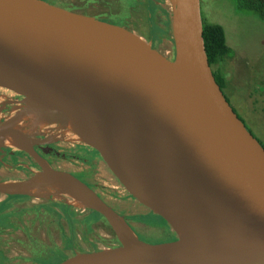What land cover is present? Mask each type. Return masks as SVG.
Here are the masks:
<instances>
[{
    "label": "water",
    "instance_id": "95a60500",
    "mask_svg": "<svg viewBox=\"0 0 264 264\" xmlns=\"http://www.w3.org/2000/svg\"><path fill=\"white\" fill-rule=\"evenodd\" d=\"M168 1L173 60L122 26L46 0H0V88L22 97L0 142L40 168L0 182V195L67 197L118 242L55 264H264V148L216 83L201 0ZM32 111L76 135L176 239L141 241L95 191L41 160L33 145L55 139L34 141Z\"/></svg>",
    "mask_w": 264,
    "mask_h": 264
},
{
    "label": "rangeland",
    "instance_id": "374dc122",
    "mask_svg": "<svg viewBox=\"0 0 264 264\" xmlns=\"http://www.w3.org/2000/svg\"><path fill=\"white\" fill-rule=\"evenodd\" d=\"M79 1L82 5L88 2L87 0H57L66 5H75ZM108 1L111 7L108 4L110 8H104L107 14L102 13L104 9H98L92 10L91 15L120 16L127 30L153 45L164 57L174 56L170 24L171 7L168 0H161L159 9L155 11L147 9L142 0H134L132 3L130 0H123L124 6L134 5L127 9L120 8L114 0ZM97 3L99 4L100 1ZM201 15L207 23L223 28L226 44L233 52L221 67L226 81L224 95L248 131L264 144V114L260 110L262 101L251 95V93L261 95L262 100L264 98V21L254 15L238 13L232 0H201ZM0 95H2L0 107L4 101H7L6 97L16 98L14 93L9 91L0 90ZM16 109L19 107L16 106ZM15 112L13 108L8 115L0 113V118L8 119ZM28 122L31 124L30 127H33L34 123ZM3 123L4 121L0 120V124ZM36 131L39 134L36 136H44L46 140L54 138L55 141H59L56 149L66 158L55 159V165L76 173L84 171L88 182L92 186L96 185L93 188L103 194L104 201L141 241L152 245L172 241L165 231L162 233L161 229L145 227L136 221L137 217L145 215L144 208L127 194L105 165L98 161L95 153L82 142L76 141L63 125L54 123L46 130H42L38 125ZM57 136L58 140L55 138ZM16 176L11 172H3L0 180L12 181ZM65 200L70 202L67 197L54 200L28 197L15 201L18 203L16 208L14 206L10 210L14 201L4 202V196L0 195V205L6 203L9 206L4 211L9 215V222L5 225L0 223V251L6 259L2 263L0 261V264H55L65 256L76 252L104 250L118 246L107 222L100 215L79 204L78 207L68 206ZM62 205L68 207L67 211L61 208ZM44 206L48 209H44ZM18 208L22 210L16 211ZM68 213L76 214L79 219V224L75 225V235L71 239L58 236L57 229L61 222L64 226L68 224L66 220L70 217ZM59 214H66L67 217H61ZM146 221L153 222L159 219L151 215L146 218ZM65 233H68L66 228ZM52 251H58L60 254H53Z\"/></svg>",
    "mask_w": 264,
    "mask_h": 264
},
{
    "label": "flooded vegetation",
    "instance_id": "af4514ba",
    "mask_svg": "<svg viewBox=\"0 0 264 264\" xmlns=\"http://www.w3.org/2000/svg\"><path fill=\"white\" fill-rule=\"evenodd\" d=\"M46 1L51 2L53 4L60 5V6L64 7V8H66V9H70L72 11L80 12V13L87 14V15H90V16H93V15H91V11L92 10L97 11L98 9H104L105 7L108 8L109 5H110L108 0H105L104 2H102V0H87L88 2L83 3V5L81 4L80 1L78 2V4H75V5H66L65 3L61 4L60 2H57V0H46ZM99 1H100V3L98 4L97 2H99ZM130 1L132 3L134 0H130ZM114 2L119 4L120 8L123 7V8L127 9V8H130V7L131 8L134 7V5H132V4H126L124 6V4H123L124 1L123 0H114ZM142 2H143V4L145 3V7L147 9L155 11V10L159 9L161 0H142ZM110 7H111V5H110ZM105 10L106 9H104L102 11V13L105 12V14H107L108 12L105 11ZM93 17H96V18H98L100 20H103L105 22H109V23L124 27L123 19L120 16L112 17V16H107V15L106 16L102 15V16H93ZM152 47H154V46L152 45ZM167 58L170 59V60H173L174 56L167 57ZM2 91L8 92L6 90H2ZM15 96H16V98H13V99H8L7 97L6 98L4 97L5 100H7V101L6 102L4 101L3 105L0 107V113H2V115H8L12 111L13 108H16V106H19V103L22 102V97L21 96H17V95H15ZM11 117H9V118H11ZM0 120H3L4 122L7 121L6 118L5 119L0 118ZM34 141L35 142H44V141L48 142V140H46L44 136L34 137ZM58 142L59 141H54V142H50V143H48L46 145H43V144L33 145V150L37 154V156L41 160L46 162L51 168H53L55 170L63 171V172H66V173H69V174L73 175L75 178L81 180L88 187H90L93 191H95L102 198V200H104L103 197H102L103 194L102 193H98L96 191V189L93 188L96 185L92 186L88 182V180L86 179V177H87L86 173L84 171H82L80 173H76V172H73V171H68L66 169L60 168V166L55 165V162H56L55 159H57V158L65 159L66 158L65 155H62V154L59 153V151H57L56 146L59 145ZM48 149H49V151H45V150H48ZM96 157H97V155H96ZM97 159H99V158L97 157ZM98 161H100V159ZM38 171H40L39 166L37 165L35 160L32 157H30L29 154H27V153H25L23 151L8 147V146H6V144L4 142L2 143V141L0 142V179H1V173H3V172H11L12 174L17 175L16 178L15 179L13 178L14 180H12V181H20V180H24V179L29 178L35 172H38ZM0 182H3V181L0 180ZM24 198H28V197H26V196H4V202L6 200H9L10 202L14 201V203H12V205H13L12 208H10V210H11V209L14 208V206L16 208V206L18 204L15 201L21 200V199H24ZM43 205H45V204H43ZM43 208L44 209H48V207H46V206H44ZM18 210H22V208L16 209V211H18ZM144 210L146 211V213H145V215L141 216V217H144V219H146V218H148L149 216L152 215L146 209H144ZM59 216L65 217V218L67 217L66 214H59ZM68 216H70V217H68V219H66L68 221V224L66 226H64V224L62 222H61V224H59L57 226L58 236L60 235L61 237L65 238V239H69V238L71 239L72 237H74V235H75V227H76L75 225L79 224V219L77 218L76 214L68 213ZM152 216H154V215H152ZM155 217H157V216H155ZM137 218H139V217H137ZM137 218H136V221H138ZM157 219H159V218H157ZM65 223H66V221H65ZM138 223L142 224L145 227H151V228H153L155 230L156 229H161L162 233H164V231H165V233L170 238H172V241H174L176 239V236L172 233L171 229L169 228L167 223H165V221L163 223V221L160 220V219H159V221H153V222H148V221L145 220V221H138ZM65 228L68 229V233H65ZM132 228L134 229L133 226H132ZM46 231L48 232L47 229H46ZM52 253L53 254L54 253H58L59 254L58 251H52ZM65 257H67V256H65Z\"/></svg>",
    "mask_w": 264,
    "mask_h": 264
},
{
    "label": "trees",
    "instance_id": "16d2710c",
    "mask_svg": "<svg viewBox=\"0 0 264 264\" xmlns=\"http://www.w3.org/2000/svg\"><path fill=\"white\" fill-rule=\"evenodd\" d=\"M232 1L238 13L254 15L259 20L264 21V0H232ZM202 20H203V38H204V45L206 49L208 62L212 68L216 83L219 85L220 89L224 91V89L226 88V81L223 72L221 71V67L232 56L233 52L226 44V36L223 28L216 24H209L203 18ZM251 95L258 98L259 101L261 99L262 104L260 110L262 114H264V98L262 100V98L260 97L261 95H254L252 93ZM258 142L264 148V144H262L259 140ZM8 207L9 206L6 203L0 205V223L3 225L9 222V215L4 212ZM62 208L64 209V211H67L68 207L62 205ZM159 219L162 220L161 218ZM137 220L145 221L146 219H144V217H139L137 218ZM93 221H95V219ZM3 260L6 259L3 253L0 251L1 263L3 262ZM38 261L39 263H41L40 260Z\"/></svg>",
    "mask_w": 264,
    "mask_h": 264
},
{
    "label": "bare ground",
    "instance_id": "6f19581e",
    "mask_svg": "<svg viewBox=\"0 0 264 264\" xmlns=\"http://www.w3.org/2000/svg\"><path fill=\"white\" fill-rule=\"evenodd\" d=\"M0 90H2V88H0ZM2 96V95H0ZM1 98V97H0ZM1 102V100H0ZM6 102V101H5ZM27 120H30L32 122H35L37 124V126L39 125L40 128L43 130H46L49 126H52L53 124L49 122V120L45 119V118H39L38 116H36V113L34 111L30 112L28 114V117L26 118ZM17 125L19 127H21L27 134H31L33 133V130L30 129V127L26 124V121L24 119L22 120H19L17 122ZM57 127V126H56ZM56 127L54 129H56ZM59 128V127H58ZM61 129V128H60ZM61 131V130H60ZM58 132V131H57ZM44 133V132H43ZM72 134V133H71ZM73 138L76 140V141H80L79 138L72 134ZM72 140V139H71ZM103 183V182H102ZM103 185V184H102ZM63 199V198H62ZM71 202V201H70ZM74 205V204H73ZM80 208V207H79Z\"/></svg>",
    "mask_w": 264,
    "mask_h": 264
}]
</instances>
